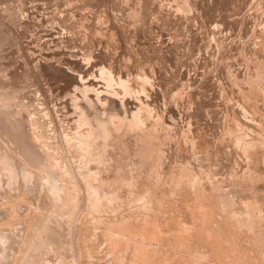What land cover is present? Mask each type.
Returning a JSON list of instances; mask_svg holds the SVG:
<instances>
[{"label":"rangeland","instance_id":"374dc122","mask_svg":"<svg viewBox=\"0 0 264 264\" xmlns=\"http://www.w3.org/2000/svg\"><path fill=\"white\" fill-rule=\"evenodd\" d=\"M81 89L95 102L100 91L115 103L126 98L133 110L132 120L113 117L108 156L94 152L97 140L88 157L76 143L90 132L75 125L70 102ZM0 107V264H94L100 256L110 263L102 249L90 258L82 246L96 248L90 223L140 227L145 216L165 235L156 246L171 249L178 225L202 230L218 220L220 250L236 261L193 239L184 263L201 255L192 264H264V0H0ZM28 144L39 163L36 152L34 164L21 157H30ZM90 169L114 197L90 191L88 199ZM47 175L57 178L63 205L40 183ZM216 183L223 196L234 193L224 196L229 210Z\"/></svg>","mask_w":264,"mask_h":264},{"label":"bare ground","instance_id":"6f19581e","mask_svg":"<svg viewBox=\"0 0 264 264\" xmlns=\"http://www.w3.org/2000/svg\"><path fill=\"white\" fill-rule=\"evenodd\" d=\"M183 3V2H182ZM86 24V23H85ZM69 40V39H68ZM80 43V42H79ZM102 46V45H101ZM107 47H109V46H107ZM108 49V48H107ZM106 50V49H105ZM104 51V50H103ZM109 53V52H108ZM82 54V53H81ZM104 54V53H103ZM60 56H62V55H60ZM76 56V55H75ZM78 56V55H77ZM102 56V55H101ZM83 57V56H82ZM85 57V56H84ZM70 58V57H69ZM116 60V59H115ZM100 62V61H99ZM109 62V61H108ZM95 63V62H94ZM50 64H53V63H50ZM59 65V64H58ZM107 65V64H106ZM118 65V64H117ZM55 67V66H54ZM112 67H114V66H112ZM127 67H129V66H127ZM48 68V67H47ZM61 68V67H60ZM103 68V67H102ZM109 68H110V66H109ZM116 68V67H115ZM50 69V68H49ZM57 69V68H56ZM107 69V68H106ZM118 69H121L120 67L118 68ZM127 69V68H126ZM54 70V73L52 74V76H56L57 77V75H56V71H55V69H53ZM74 70V69H73ZM108 70V69H107ZM110 70V69H109ZM130 70V69H129ZM137 70V69H136ZM48 71V70H47ZM59 71V70H58ZM61 71V70H60ZM59 71V72H60ZM66 71V70H65ZM120 71V70H119ZM118 71V72H119ZM121 71H122V69H121ZM125 71V70H124ZM132 71H134V69L132 70ZM53 72V71H52ZM58 72V73H59ZM63 72V71H62ZM113 72H117V71H113ZM110 73V72H109ZM122 73V72H121ZM130 73H132L133 74V72H130ZM61 74V73H60ZM106 74V73H105ZM112 74V73H111ZM114 74V73H113ZM123 74V73H122ZM128 74V73H127ZM126 74V75H127ZM132 74H130L131 76H132ZM141 74V73H140ZM100 75V74H99ZM117 75L118 74H116V76L114 77V75H113V77L114 78H117ZM130 75L128 76V77H130ZM144 75H145V73H144ZM64 76V75H63ZM70 76V75H69ZM105 76V75H104ZM119 76V75H118ZM60 77V76H59ZM61 77H62V75H61ZM64 77H66V74H65V76ZM68 77V76H67ZM108 77V76H107ZM109 77H112V76H110V74H109ZM107 78L108 79V82L107 83H109L111 80H114L113 78L111 79V78ZM122 77V76H121ZM133 77V76H132ZM135 77V76H134ZM150 77V76H149ZM48 78V77H47ZM69 78V77H68ZM68 78H66L67 79V82H68ZM120 78V77H119ZM53 79V78H52ZM59 79V78H58ZM66 79L64 80L65 82H66ZM75 79V78H74ZM106 79V80H107ZM118 79V78H117ZM117 79L115 80L116 82H117ZM122 79V78H121ZM120 79V80H121ZM124 79H126V77L124 78ZM128 79V78H127ZM69 80H70V78H69ZM73 80V79H72ZM141 80V79H140ZM144 80V79H143ZM143 80H141V81H143ZM61 81V80H60ZM63 81V82H64ZM71 81V80H70ZM78 81V80H77ZM82 81V80H81ZM137 81V80H136ZM154 81V80H153ZM64 82V83H65ZM66 82V83H67ZM73 82L74 81H72L71 83L70 82H68V84L69 85H71V84H73ZM76 82V81H75ZM114 82V81H113ZM124 82H125V80H124ZM126 82H128V81H126ZM18 83V82H17ZM66 83L65 84H63L62 86H64L63 88H65V85H66ZM104 83V82H103ZM111 83V82H110ZM119 83V85L120 84H122L121 83V81L120 82H118ZM117 83V84H118ZM140 83V82H139ZM75 84V83H74ZM147 84V83H146ZM78 85V84H77ZM105 85V84H104ZM103 85V86H104ZM125 86H126V84H125ZM66 87H68L69 88V86L67 85ZM71 87H73V86H71ZM79 87V86H78ZM85 86H83V88H84ZM87 87V86H86ZM108 87H109V85H108ZM111 87V86H110ZM117 87V86H116ZM122 87V86H121ZM62 88V87H61ZM81 88V87H80ZM89 88V87H88ZM106 88V87H105ZM112 88V87H111ZM110 88V89H111ZM123 88V87H122ZM75 89H77V88H75L74 87V90ZM109 89V90H110ZM64 91V90H63ZM67 91V90H66ZM73 91V90H72ZM77 91V90H76ZM78 91H80L79 92V96L77 95L75 98H73V95H71L70 97H72L71 98V100H70V102H71V104H72V108H74V110H75V112H76V123H75V125L76 124H78L79 122V124L80 125H86L87 127H89V133H87L86 134V132H85V134H80V132L78 133V135H77V132H76V134H74V135H77V142L76 143H79L82 147H84V151H85V153H87V154H85L84 153V156H90L91 155V150H90V146L92 145V139L93 140H97L98 141V147L99 148H95V147H93L94 145H92V147H91V149L92 148H95L96 150H94V152H97V153H99L100 152V154H104V155H106L105 154V150H106V147L108 146L107 145V141H109V138H110V136L112 135V131H111V126L113 125L112 124V119H113V117L115 116H117L118 118L121 116L122 118L125 116V117H127V119L129 118V119H131V118H133V116H132V114H131V112L133 111L132 109H128V112H129V110L131 111L130 112V115L128 114V112H127V107H128V105H129V102H127V100H126V102L128 103V104H126L127 106H125V99H123V101H117L118 102V104L120 103V105H118V104H116L113 100H112V98L111 97H107V96H109V95H106V97H105V95H104V92L102 93V95L99 97V95L98 94H100V92H98V94H97V97H96V102L98 101V104H100V105H102L101 107L99 106H97V104H96V102H95V100L91 97V95L89 94V90L88 89H84V91H82V89L81 90H78ZM77 91V92H78ZM104 91H105V89H104ZM132 91V90H131ZM145 91V90H144ZM106 92V91H105ZM112 91H110V93H111ZM136 92V91H135ZM108 93H109V91H108ZM108 93H106V94H108ZM71 94V93H70ZM116 95V94H115ZM118 95V94H117ZM103 96L105 97V98H103ZM111 96V95H110ZM154 96V95H153ZM145 97H147V96H145ZM128 98V97H127ZM65 99V98H64ZM69 101V100H68ZM131 101V100H130ZM67 102V101H66ZM65 102V103H66ZM109 102V105L107 106V107H104L103 105H105L106 103H108ZM135 102H137V101H135ZM64 103V104H65ZM68 103V102H67ZM131 103V102H130ZM134 103V102H133ZM69 104V103H68ZM67 104V105H68ZM67 105L65 106H63V107H67ZM70 105V104H69ZM118 105V106H117ZM133 105V104H132ZM132 105H130V107L132 106ZM135 105V104H134ZM53 106V105H52ZM69 107V106H68ZM63 108L64 110L66 109H69V108ZM134 107V106H133ZM119 108H122V112L120 111V113H122V114H120L119 112H118V109ZM0 109H1V107H0ZM135 109H137V108H135ZM140 110V109H139ZM66 112V111H65ZM73 113V112H72ZM134 115V114H133ZM5 116V115H4ZM10 116V115H9ZM2 117V116H1ZM7 117V116H6ZM58 117V116H57ZM67 117V116H66ZM121 118V119H122ZM128 119V120H129ZM174 119V118H173ZM5 120H6V122L8 121V119H6L5 118ZM114 120V119H113ZM132 120V119H131ZM72 121V120H71ZM10 122V121H9ZM21 123V122H20ZM27 123V122H26ZM82 123V124H81ZM17 124H19V123H17ZM71 124V123H70ZM134 124V123H133ZM16 125V124H15ZM22 125V124H21ZM115 125V124H114ZM71 126V125H70ZM72 126L73 127H75L74 126V124H72ZM71 126V127H72ZM3 127V126H2ZM18 127H21V126H18ZM17 126H16V128H18ZM117 127V126H116ZM4 128V127H3ZM5 128H6V126H5ZM32 128V127H31ZM15 129V128H14ZM74 129V128H73ZM113 129V128H112ZM239 129V128H238ZM5 130V129H4ZM18 130V129H17ZM19 130H20V128H19ZM120 130V129H119ZM21 131V130H20ZM243 131V130H242ZM6 132V131H5ZM241 133V132H240ZM244 133V132H243ZM3 134V133H2ZM6 134V133H5ZM8 134V133H7ZM16 134H18V135H20L19 133H18V131H17V133ZM239 134V133H238ZM15 135V134H14ZM17 135V136H18ZM33 135V134H32ZM11 136V135H10ZM13 136V135H12ZM11 136V137H12ZM57 136V135H56ZM0 137H1V135H0ZM6 137V136H5ZM4 137V138H5ZM9 137V136H8ZM7 137V138H8ZM10 137V138H11ZM59 137V136H58ZM245 137V136H244ZM248 137V136H247ZM246 137V138H247ZM17 138H19V137H17ZM23 138V137H22ZM32 138V137H31ZM70 138V137H69ZM240 138V137H239ZM256 138V137H255ZM6 139V138H5ZM9 139V138H8ZM27 139V138H26ZM26 139H25V141H26ZM3 140V139H2ZM19 139H16V141H18ZM24 140V139H23ZM23 140H20V141H22V142H20V143H23L24 141ZM234 140H236L235 138H234ZM238 140V139H237ZM240 140V139H239ZM257 140V139H256ZM30 141V140H29ZM258 141V140H257ZM36 142V141H35ZM243 142V141H242ZM241 142V143H242ZM245 142V141H244ZM248 142V141H247ZM247 142H246V144H247ZM254 142H256V141H254ZM15 143H17L18 144V142H15ZM26 143V142H25ZM24 143V144H25ZM239 143V142H238ZM237 143V144H238ZM12 144V143H11ZM13 144H14V142H13ZM16 144V145H17ZM257 144V143H256ZM20 145V144H19ZM19 145H18V147H19ZM23 145V144H22ZM57 145V144H56ZM250 145V144H249ZM254 144L252 143V146H253ZM15 146V145H14ZM24 146H26V145H24ZM258 146V145H257ZM21 147V146H20ZM28 151H30L31 150V153L29 152V156L30 157H28V158H25V156L27 157L28 156V154L26 153V151H25V153L23 154L22 153V155H24V156H22L21 154V157L22 158H24V159H27V161H32V163L34 164V158H35V153L34 152H36V151H32V150H34V149H30L31 148V146L29 147V144H28ZM27 147H25V148H27ZM24 148V149H25ZM33 148V147H32ZM78 148V147H77ZM108 148V147H107ZM249 148V147H248ZM252 148V147H251ZM80 149H81V147H80ZM19 150V149H18ZM243 150V149H242ZM246 150H247V148H246ZM263 150V149H262ZM24 151V150H23ZM264 151V150H263ZM22 152V151H21ZM90 152V153H89ZM249 152H251V151H249ZM37 153V152H36ZM107 153V152H106ZM245 153V152H244ZM252 153V152H251ZM25 154H27V155H25ZM259 154V153H258ZM38 153H37V159H38ZM97 155V154H96ZM101 155V156H102ZM110 155V154H109ZM242 155H244V154H242ZM82 156V155H81ZM100 156V157H101ZM106 156H108V155H106ZM106 156H103L104 158H106V160H107V158H108V160H109V157H106ZM247 156V155H246ZM245 156V157H246ZM249 156V155H248ZM103 157H101L100 159L102 160V158ZM39 158H40V155H39ZM36 159V160H37ZM41 159V158H40ZM40 159H38L36 162H38ZM71 159V158H70ZM263 159V158H262ZM10 160V159H9ZM72 160V159H71ZM107 160V161H108ZM246 160V159H245ZM249 160H250V158H249ZM104 161H105V159H104ZM262 161V160H261ZM24 162V161H23ZM26 162V161H25ZM27 163V162H26ZM39 163V162H38ZM250 163V162H249ZM248 163V164H249ZM32 164V165H33ZM36 164V163H35ZM69 164V163H68ZM87 164V163H86ZM109 164V163H108ZM112 164V163H111ZM27 165V164H26ZM31 165V164H30ZM31 165V166H32ZM115 165V164H114ZM15 166H13V168H14ZM115 167V166H114ZM12 169V168H11ZM26 169V168H25ZM45 169V168H44ZM13 170V169H12ZM18 170V169H17ZM90 170H92V169H90ZM90 170H88V172H89V175H88V177H87V175H86V177H87V179L85 178V186H86V191L88 190V193L91 191V192H93L94 193V195H96L95 197H102V196H104V194L105 195H107L108 194V192H104V191H108L107 189H106V186L104 187V183L102 184V186L101 185H95L94 184V181L96 180L95 178V176H93V175H95V174H91L92 172H93V170L92 171H90ZM249 170V169H248ZM264 170V169H263ZM14 171H15V168H14ZM37 171V170H36ZM94 171H96L95 169H94ZM256 171H257V169H256ZM39 172V171H38ZM41 172V171H40ZM87 172V173H88ZM212 172V171H211ZM248 172V171H247ZM263 172V171H262ZM46 173V172H45ZM44 173V174H45ZM86 173V174H87ZM95 173V172H94ZM8 174H9V172H8ZM14 174H16V172L15 173H13V175ZM47 174H48V171H47ZM50 174V173H49ZM83 174L85 175V171H83ZM83 174H81V175H83ZM113 174V173H112ZM213 174V173H212ZM212 174H211V176H212ZM252 174H255V173H252ZM81 175H80V177H81ZM83 175V176H84ZM241 175V174H240ZM245 175V174H244ZM247 175H248V173H247ZM15 176V175H14ZM23 176V178H25L24 176L25 175H22ZM97 176V175H96ZM261 176H263V175H261ZM9 177H11V176H9ZM16 177V176H15ZM43 178H42V181H41V179H40V183L41 182H44V184H42V186L44 185V186H47V189H48V193L52 196V198L54 199V201H55V203L57 202V201H59L60 199V196H62V195H60V193H62V191L60 192V190H61V188L59 189V187L57 186L58 184L56 183V180H57V178H56V180H55V177L53 176V177H51V176H49V175H47V176H45V179H44V176H42ZM85 177V176H84ZM115 177V176H114ZM243 177V174H242V176H241V178ZM244 177H246V176H244ZM250 177H251V175H250ZM14 178V177H13ZM22 178V177H21ZM253 178H255V176L253 177ZM44 179V180H43ZM83 179V178H82ZM88 179H89V181H88ZM99 179V178H98ZM185 179V178H184ZM189 179V178H188ZM215 179V178H214ZM213 179V180H214ZM219 179V178H218ZM234 179V178H233ZM237 179V178H236ZM246 179H247V177H246ZM246 179H244V180H246ZM248 179H251V178H248ZM259 179V178H258ZM11 180V179H10ZM16 179H14V181H15ZM31 180V179H30ZM212 180V181H213ZM224 180V179H223ZM229 180V179H228ZM239 180H242V179H239L238 178V181ZM19 181V180H18ZM185 181V180H184ZM234 181H235V179H234ZM12 182H13V179H12ZM64 182V181H63ZM62 182V183H63ZM91 182H93V184L91 183ZM225 181H223V183H224ZM229 182V181H228ZM228 182H226V184L228 183ZM232 182V181H231ZM182 183H184V182H182ZM218 183V182H217ZM217 183H216V185H217ZM239 183V182H238ZM249 183H251V182H249ZM249 183H247V184H249ZM97 184V183H96ZM99 184V183H98ZM210 184V183H209ZM213 184V183H212ZM225 184V183H224ZM225 184V185H226ZM230 184V183H229ZM76 185V184H75ZM116 185V184H115ZM118 185V184H117ZM198 185V184H197ZM221 185V184H220ZM224 185V186H225ZM231 185H233V184H231ZM239 185V184H238ZM237 185V186H238ZM244 185V184H243ZM251 185V184H250ZM260 185V184H259ZM262 185H264V184H262ZM261 185V186H262ZM60 186V185H59ZM111 186V185H110ZM214 186V185H213ZM219 185H217V186H215V187H217L218 189H216V196H218L219 194H217V190H221V192L220 191H218V192H220V195L219 196H223V194H222V191H224V190H222V188H221V186L220 187H218ZM223 186V187H224ZM226 186H228V185H226ZM241 186V185H240ZM248 186V185H247ZM253 186V185H252ZM256 186V185H255ZM11 187V186H10ZM41 187V186H40ZM61 187V186H60ZM73 187V186H72ZM192 187V186H191ZM233 187V186H232ZM246 187V186H245ZM110 188V187H109ZM112 188V187H111ZM219 188H221V189H219ZM243 188V187H242ZM247 188V187H246ZM249 188V187H248ZM255 189L256 188H258V187H254ZM261 188V187H260ZM10 189V188H9ZM16 189H17V187H16ZM27 189V188H26ZM113 189V188H112ZM214 189V188H213ZM264 189V188H263ZM72 190V189H71ZM110 190V189H109ZM231 190V189H230ZM229 190V191H230ZM234 190V189H233ZM243 189H241V191H242ZM250 190V189H249ZM38 191V190H37ZM226 191V190H225ZM252 191V190H251ZM254 191H256V190H254ZM260 191H262V190H260ZM110 193H111V191H109ZM214 192H215V190H214ZM228 192V191H227ZM87 193V194H88ZM199 193V192H198ZM226 193V192H225ZM233 193V192H232ZM238 193V192H237ZM240 193V192H239ZM264 193V192H263ZM65 194V193H64ZM76 194V193H75ZM90 194V193H89ZM89 194H88V199H91V197H93L94 195L92 194H90L91 196H89ZM113 194H114V191H113ZM212 194V193H211ZM222 194V195H221ZM234 194V193H233ZM233 194H230V196L231 195H233ZM255 194V193H254ZM46 195V194H45ZM108 195H110V196H112V197H114L113 195H111V194H108ZM213 195H214V193H213ZM264 195V194H263ZM72 196V195H71ZM218 196V197H219ZM224 196H226V194L224 195ZM223 196V197H224ZM229 196V197H230ZM234 196V195H233ZM90 197V198H89ZM218 197H217V199H218ZM227 197V199L228 200H230L229 199V197L228 196H226ZM239 197V196H238ZM235 198V197H234ZM83 199V198H82ZM226 199V200H227ZM76 200V199H75ZM102 200V199H101ZM113 200V199H112ZM219 200V199H218ZM227 200V201H228ZM236 200V199H235ZM65 201V200H64ZM92 201H94V199H92ZM220 201H221V197H220ZM225 201V197H224V200L222 199V203H221V205H224V207L227 205L226 203H228L227 201L226 202H224ZM230 201H232V200H230ZM242 201V200H241ZM61 202V201H60ZM63 202V201H62ZM62 202L61 203H59V202H57V203H59L58 205H61L62 204ZM96 203L98 202V201H95ZM238 202V201H237ZM56 203V204H57ZM90 204H91V202H89ZM92 203H94V202H92ZM198 203V202H197ZM219 203V202H218ZM223 203H225V204H223ZM230 203V202H229ZM235 203V202H234ZM234 203H233V205H234ZM76 204V203H75ZM95 204V203H94ZM94 204H92V205H90V206H94ZM97 204H99V203H97ZM97 204H95V205H97ZM241 204V203H240ZM239 204V205H240ZM63 205V204H62ZM202 205V204H201ZM205 205V204H204ZM242 205V204H241ZM252 205V204H251ZM101 206V205H100ZM228 206L231 208V206H230V204H228ZM228 206H226L227 208H228ZM99 207V206H98ZM225 207V208H226ZM244 207V206H243ZM242 207V208H243ZM101 208V207H100ZM223 209V206H221L219 209ZM224 208V209H225ZM241 208V207H240ZM246 208V207H245ZM63 209V208H62ZM95 210H96V208H94ZM199 209V208H198ZM223 209V210H224ZM235 209V208H234ZM234 209L232 210V212L234 211ZM237 209V208H236ZM16 210V209H15ZM61 210V209H60ZM59 210V211H60ZM75 210H76V207H75ZM226 210H229V208L228 209H226ZM240 210V209H239ZM238 210V211H239ZM242 210V209H241ZM245 210H247V208L245 209ZM248 210H250V209H248ZM72 211V210H71ZM70 211V212H71ZM220 211V210H219ZM225 211V210H224ZM244 211V210H243ZM242 211V213H244L245 214V212H243ZM252 211V210H251ZM62 212V211H61ZM69 212V213H70ZM250 212V211H249ZM219 213H221V212H219ZM224 213V212H223ZM228 213V217H229V219H230V221H231V218H232V216H230V213L229 212H227ZM226 213V214H227ZM241 213V214H242ZM45 214V213H44ZM205 215L204 216H202L201 218H194V222H193V225L195 224V223H197V221H206L207 219H209L210 218V216L211 215H209V213H204ZM217 214V213H216ZM225 214V213H224ZM236 215H237V213H235ZM41 215V214H40ZM94 215V214H93ZM217 215H219V216H221L220 214H217ZM232 215V214H231ZM246 215H247V213H246ZM245 215V216H246ZM129 216V215H128ZM239 215H237V218L239 219L240 217H238ZM241 216V215H240ZM244 216V217H245ZM217 217V216H216ZM223 217V216H222ZM243 216H241V218H242ZM246 217H248V216H246ZM257 217V216H256ZM218 218V217H217ZM38 219V218H37ZM133 219V218H132ZM220 219H221V217H220ZM233 219H235V217H234V215H233ZM232 219V220H233ZM245 219V218H244ZM248 219V218H247ZM250 219V218H249ZM36 220V219H35ZM62 220V219H61ZM60 220V221H61ZM70 220V219H69ZM130 220H131V218H130ZM222 220H224V218L222 219ZM246 220V219H245ZM39 221V220H38ZM71 221V220H70ZM212 221V220H211ZM229 221V222H230ZM236 221H237V219H236ZM239 222H241V220H238ZM243 221V220H242ZM68 222V221H67ZM72 222V221H71ZM139 222V221H138ZM234 222H235V220H234ZM244 222V221H243ZM242 222V223H243ZM99 223H102L103 224V228H101V230L99 229L100 227H101V225L102 224H100L99 226H98V224ZM218 220L217 219H214V221H212V223H210V227H207V228H203L202 230H197V229H195L193 226L192 227H188V228H185V226H183L182 224L181 225H178L177 227H178V230H177V235H179V238L178 239H173V242H171L170 243V245L172 244L173 246H171V247H174V248H168V247H170V246H168L169 245V243H168V245H165V247H157L156 246V244L157 243H160L162 240H163V238H164V236L165 235H163V233H162V231H161V226L159 227L154 221H152V220H149V218L147 217V216H145L144 218H143V220H142V224H141V226L140 227H136L135 225H133V224H131L129 221H122V222H115V223H106L105 221H103V222H93V223H90V226H89V232H87V233H89L88 234V236H91L92 238H94V240L96 239L97 241V244H95V242H94V244H95V247L96 248H94V250H92V247L91 246H89V247H91L90 249L88 248V245H82V246H84L85 247V250L87 251V253L90 255V256H92V257H90V258H94L95 256V254H93L94 252H92V251H95V250H98V251H101L102 252V250H103V252H105V255H106V257L104 258V259H106L107 257H109V258H111V262L110 263H106L105 261L104 262H102V263H98V261L97 260H99L100 259V257H98L99 259H97V257H96V262L97 263H94V264H120L121 262V264H123V263H126V264H192L193 263V261L195 262L196 260H201L202 259V256L200 255V256H198L197 258L196 257H191L190 255V257H188L187 258V263H184V261H186L185 259V253H183L184 251H185V249H188L189 247H190V244H191V241L193 240V239H197V240H199V241H201V242H204V243H208V244H210L213 248H214V253L215 254H217L218 256V259H221V260H230V261H236V258L233 256V257H230V256H227V254H226V251H221L220 249V247H222L223 246V240H222V237L219 235L220 233V231H221V229L219 228L220 226L218 225ZM224 223V222H223ZM222 223V224H223ZM236 223V222H235ZM240 224L241 226H243V224ZM40 224V223H39ZM60 224V223H59ZM66 224V223H65ZM67 224H69V223H67ZM93 224V225H92ZM180 224V223H179ZM226 224V223H225ZM237 224V223H236ZM235 224V225H236ZM245 224H246V222H245ZM35 225H36V223H35ZM137 226L139 225V224H136ZM196 225V224H195ZM234 225V226H235ZM57 226V225H56ZM68 226V225H67ZM217 226H218V234L216 233V230H215V228H217ZM238 226V225H237ZM251 226V225H250ZM249 226V227H250ZM36 227V226H35ZM55 227V226H54ZM53 227V228H54ZM57 228V227H56ZM65 228V227H64ZM237 228V227H236ZM235 227H234V230L236 229ZM58 229V228H57ZM238 229H239V227H238ZM237 229V230H238ZM226 230V229H225ZM232 230V229H231ZM52 231H53V229H52ZM55 231V230H54ZM87 231V230H86ZM86 231H85V233H86ZM227 232L229 231V230H226ZM75 233H76V231H74ZM236 232V231H235ZM55 233H56V231H55ZM54 233V234H55ZM75 233L74 234H72V235H75ZM84 233V234H85ZM223 233V232H222ZM230 233V232H229ZM227 234V233H226ZM237 234V233H236ZM65 235V234H64ZM72 235H69L68 237H69V239L71 238V236ZM222 235V234H221ZM57 236V235H56ZM67 236V235H66ZM88 236L87 237H85V238H88ZM224 236V235H223ZM227 236H228V234H227ZM53 237V236H52ZM55 237V236H54ZM60 237V236H59ZM64 237V236H63ZM62 237V238H63ZM83 238H84V236H82ZM56 238V237H55ZM54 238V239H55ZM91 238V239H92ZM53 239V238H52ZM60 239V238H59ZM81 239V238H80ZM225 239H226V237H225ZM233 239V238H232ZM56 240H57V238H56ZM55 240V242L57 243V241ZM82 240V239H81ZM93 240V239H92ZM229 240V239H228ZM85 241V240H84ZM226 241V240H225ZM231 241V240H230ZM229 241V242H230ZM62 242V241H61ZM69 242V241H68ZM70 242H71V240H70ZM73 242V241H72ZM228 242V243H229ZM88 243H89V241H88ZM164 243V242H163ZM60 244V243H59ZM58 244V245H59ZM67 244V243H66ZM81 244H82V242H81ZM85 244H86V242H85ZM165 244V243H164ZM230 244H231V242H230ZM56 245V244H55ZM90 245H93L92 243L90 244ZM238 245V244H237ZM57 246V245H56ZM207 246V245H206ZM60 247V246H59ZM76 247V246H75ZM79 247V246H78ZM77 247V248H78ZM197 247H199V245H197ZM235 247H237V246H235ZM234 247V244H233V247L232 248H235ZM81 248V247H80ZM102 249V250H101ZM208 249V248H207ZM229 249V248H228ZM236 249V248H235ZM75 250V249H74ZM78 250H79V248H78ZM77 250V251H78ZM80 250H82V248L80 249ZM84 249H83V251H85ZM192 250V249H191ZM50 251V250H49ZM71 251V250H70ZM69 251V252H70ZM83 251H81V252H83ZM195 251H197V250H195ZM199 251V250H198ZM229 251V250H228ZM51 252V251H50ZM50 252H48L49 253V255H50ZM64 252V251H63ZM95 252H97V251H95ZM65 253V252H64ZM77 253V252H76ZM78 253H80V252H78ZM87 253H84L85 255L87 254ZM196 253H199V254H201L202 252L200 251V252H196ZM213 253V252H212ZM80 254H82V253H80ZM87 254V255H88ZM98 253H96V255H97ZM100 254V253H99ZM102 254V253H101ZM100 254V255H101ZM241 254V253H240ZM79 255V254H78ZM187 255V254H186ZM51 256V255H50ZM75 256V255H74ZM73 256V257H74ZM98 256V255H97ZM103 256V255H102ZM71 257V256H70ZM104 257V256H103ZM183 257V258H182ZM187 257V256H186ZM243 257V256H242ZM66 258V257H65ZM69 258V257H68ZM89 258V257H88ZM87 258V259H88ZM185 258V259H184ZM46 259V258H45ZM79 259V258H78ZM81 259V258H80ZM125 259V262H123V260ZM244 259H246V258H244ZM52 260V259H51ZM57 260V259H56ZM71 260V259H70ZM91 260H93V259H91ZM102 260H103V258H102ZM110 260V259H109ZM182 260H184V261H182ZM191 260V261H190ZM247 260V259H246ZM246 260H244V261H246ZM80 261V260H79ZM107 261V260H106ZM205 261V260H204ZM248 261V260H247ZM59 262V261H58ZM57 262V263H58ZM201 262V261H200ZM88 263V262H87ZM202 263V262H201ZM201 263H199V264H201ZM83 264H85V263H83ZM210 264V263H209ZM245 264H247V263H245ZM248 264H250V263H248Z\"/></svg>","mask_w":264,"mask_h":264}]
</instances>
